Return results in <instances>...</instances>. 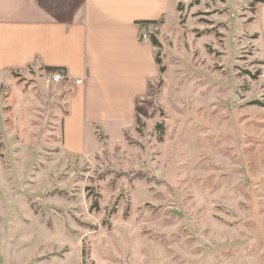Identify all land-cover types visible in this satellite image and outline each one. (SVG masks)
Here are the masks:
<instances>
[{"label":"rangeland","instance_id":"374dc122","mask_svg":"<svg viewBox=\"0 0 264 264\" xmlns=\"http://www.w3.org/2000/svg\"><path fill=\"white\" fill-rule=\"evenodd\" d=\"M175 1L132 128L90 156L62 147L66 84L0 73V264H264L263 0Z\"/></svg>","mask_w":264,"mask_h":264},{"label":"crops","instance_id":"0c3cea01","mask_svg":"<svg viewBox=\"0 0 264 264\" xmlns=\"http://www.w3.org/2000/svg\"><path fill=\"white\" fill-rule=\"evenodd\" d=\"M171 9L179 12L178 1L0 0V73L62 71V147L90 156L99 133L119 143L132 128L138 99L160 74L157 46L151 35L140 38L141 28L147 20L167 25ZM253 31L264 56V0Z\"/></svg>","mask_w":264,"mask_h":264},{"label":"built area","instance_id":"2783aa9c","mask_svg":"<svg viewBox=\"0 0 264 264\" xmlns=\"http://www.w3.org/2000/svg\"><path fill=\"white\" fill-rule=\"evenodd\" d=\"M154 25L153 24H147V25H144L142 26L141 28V32H140V38L142 40H146V39H149L150 38V33H151V27H153ZM65 78V75L62 71H54L51 73V81L53 83H59L61 81H63ZM82 80H77L76 83H81Z\"/></svg>","mask_w":264,"mask_h":264},{"label":"trees","instance_id":"16d2710c","mask_svg":"<svg viewBox=\"0 0 264 264\" xmlns=\"http://www.w3.org/2000/svg\"><path fill=\"white\" fill-rule=\"evenodd\" d=\"M151 22H154V21H148V20H147V21H145V22H143V23L148 24V23H151ZM151 41H152V43H153L155 46H159V45H160L159 40H158L157 37H156L155 35H153V34L151 35ZM156 59H157V62L160 63V58H159L158 55L156 56ZM49 70H56V68H49ZM160 70H161V71H164V67H161ZM136 111H137V112L139 111L138 104H137V106H136ZM136 115H137V114H136ZM98 136H99V139L101 140V139H102V135L99 133Z\"/></svg>","mask_w":264,"mask_h":264}]
</instances>
